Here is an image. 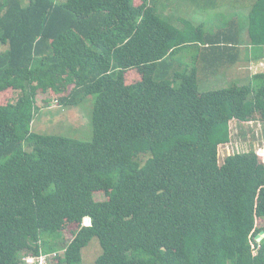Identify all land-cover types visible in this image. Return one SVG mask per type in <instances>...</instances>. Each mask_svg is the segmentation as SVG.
I'll return each instance as SVG.
<instances>
[{
	"label": "trees",
	"instance_id": "1",
	"mask_svg": "<svg viewBox=\"0 0 264 264\" xmlns=\"http://www.w3.org/2000/svg\"><path fill=\"white\" fill-rule=\"evenodd\" d=\"M162 1L0 0V96L18 93L0 103V264H82L94 238V264H264V148L220 157L233 120L264 115L242 55L264 51V0L212 26ZM45 95L95 97L92 140L35 131Z\"/></svg>",
	"mask_w": 264,
	"mask_h": 264
},
{
	"label": "rangeland",
	"instance_id": "2",
	"mask_svg": "<svg viewBox=\"0 0 264 264\" xmlns=\"http://www.w3.org/2000/svg\"><path fill=\"white\" fill-rule=\"evenodd\" d=\"M224 1L225 3L221 0H178L177 3L179 5L176 7L173 6L174 9L171 7L172 10H170L169 7V9L167 7L164 9L163 7L166 5L164 2L169 3V1L163 0L158 4V8L161 13L164 9L163 16L168 17L175 25L180 26L177 19L182 17L191 19L196 23L207 22L208 25L212 26L213 24H221L227 21L235 13L247 15L251 6L249 5L248 8H245V5L253 0ZM214 2H218V5L225 4L226 6L217 9L213 5ZM259 52L260 50L255 53L258 54ZM246 53L247 52H245V54ZM231 83L232 78L224 76V78L220 80L204 84L203 88L212 90L215 88L227 87ZM48 97L49 96L45 95L38 98V103L42 110L33 124V129L35 131L44 134H59L84 141L92 140L94 132L92 109L95 97H88L85 100L86 103L83 102L72 108L62 107L56 100L47 103L46 99H48ZM17 98L18 93L7 92L0 96V103L6 104L7 102H16ZM258 114L259 116H256ZM233 123V137L231 143L220 147V157L223 162L228 155L264 148V115L256 113L251 121L245 120L242 122V120L235 119ZM106 198L107 196L103 192L94 195L96 201H103ZM77 230L76 224L66 223L63 230L65 240L71 241L74 232ZM101 254L102 248L100 242L97 238H94L88 247L83 250L82 264H94Z\"/></svg>",
	"mask_w": 264,
	"mask_h": 264
},
{
	"label": "crops",
	"instance_id": "3",
	"mask_svg": "<svg viewBox=\"0 0 264 264\" xmlns=\"http://www.w3.org/2000/svg\"><path fill=\"white\" fill-rule=\"evenodd\" d=\"M221 1H223V3H225V1L224 0H221ZM224 6H226L225 4L224 5H218V9H220V8H222V7H224ZM245 8H248L246 5H245ZM241 9V8H240ZM235 14H238V13H235ZM234 14V15H235ZM233 15V16H234ZM232 16V17H233ZM180 18V17H179ZM178 21V20H177ZM210 26V25H209ZM258 50H254V49H251V48H245V51H243L244 53H242V55H243V62H245V63H248V62H250L251 63V65L253 64V63H258L259 62V65H257L256 67H255V71L253 70L252 72H250L248 69V71H249V78L248 79H250V78H253V76L256 74V73H264V51L262 50L261 51V53L259 54H256L255 52H257ZM245 52H247L246 54H245ZM263 53V54H262ZM258 55V57H260V59L259 58H256V56ZM243 76H245V73L243 74ZM221 78H224V76H221V77H219L218 79H215V78H212L211 76H209V78L207 79V83L208 82H213V81H215V80H220ZM232 78V77H231ZM233 80V79H232ZM207 83H205V84H207ZM210 84V83H209Z\"/></svg>",
	"mask_w": 264,
	"mask_h": 264
},
{
	"label": "built area",
	"instance_id": "4",
	"mask_svg": "<svg viewBox=\"0 0 264 264\" xmlns=\"http://www.w3.org/2000/svg\"><path fill=\"white\" fill-rule=\"evenodd\" d=\"M84 225H91V218L86 217L84 219ZM60 258L57 252L44 253L41 252L38 255L29 254L22 257V264H59Z\"/></svg>",
	"mask_w": 264,
	"mask_h": 264
},
{
	"label": "water",
	"instance_id": "5",
	"mask_svg": "<svg viewBox=\"0 0 264 264\" xmlns=\"http://www.w3.org/2000/svg\"><path fill=\"white\" fill-rule=\"evenodd\" d=\"M264 238V231H262L258 236H257V242H261Z\"/></svg>",
	"mask_w": 264,
	"mask_h": 264
},
{
	"label": "clouds",
	"instance_id": "6",
	"mask_svg": "<svg viewBox=\"0 0 264 264\" xmlns=\"http://www.w3.org/2000/svg\"><path fill=\"white\" fill-rule=\"evenodd\" d=\"M85 218H86V217H85ZM85 218H84V219H85ZM89 218H90V217H89ZM84 219H83V222H84ZM83 222H82V226H85ZM91 224H92V220H91ZM89 226H91V225H89ZM85 227H87V226H85Z\"/></svg>",
	"mask_w": 264,
	"mask_h": 264
},
{
	"label": "bare ground",
	"instance_id": "7",
	"mask_svg": "<svg viewBox=\"0 0 264 264\" xmlns=\"http://www.w3.org/2000/svg\"><path fill=\"white\" fill-rule=\"evenodd\" d=\"M264 239V238H263Z\"/></svg>",
	"mask_w": 264,
	"mask_h": 264
}]
</instances>
